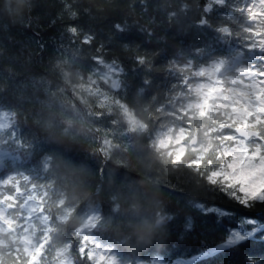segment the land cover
I'll list each match as a JSON object with an SVG mask.
<instances>
[{"label":"snow or ice","instance_id":"1","mask_svg":"<svg viewBox=\"0 0 264 264\" xmlns=\"http://www.w3.org/2000/svg\"><path fill=\"white\" fill-rule=\"evenodd\" d=\"M257 242L264 0H0V264H264Z\"/></svg>","mask_w":264,"mask_h":264},{"label":"trees","instance_id":"2","mask_svg":"<svg viewBox=\"0 0 264 264\" xmlns=\"http://www.w3.org/2000/svg\"><path fill=\"white\" fill-rule=\"evenodd\" d=\"M49 3L58 4L59 0H48ZM55 9H52L54 11ZM40 34L43 37L44 40L48 41L49 45H51V37L55 35L56 28L55 27H47L46 25L43 26L40 30ZM252 251L257 254V257L264 255V252H262L260 247V242H257L253 247ZM195 252V248H178L176 246H171L163 255H165V258L169 260H174L176 258H179L181 256H186L188 254H193Z\"/></svg>","mask_w":264,"mask_h":264}]
</instances>
